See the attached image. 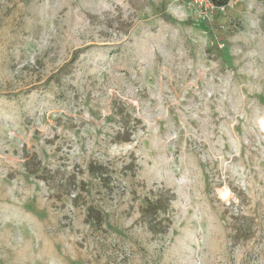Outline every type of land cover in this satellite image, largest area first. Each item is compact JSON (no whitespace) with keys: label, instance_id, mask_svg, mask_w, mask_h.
I'll return each mask as SVG.
<instances>
[{"label":"rangeland","instance_id":"374dc122","mask_svg":"<svg viewBox=\"0 0 264 264\" xmlns=\"http://www.w3.org/2000/svg\"><path fill=\"white\" fill-rule=\"evenodd\" d=\"M0 264H264V0H0Z\"/></svg>","mask_w":264,"mask_h":264},{"label":"trees","instance_id":"16d2710c","mask_svg":"<svg viewBox=\"0 0 264 264\" xmlns=\"http://www.w3.org/2000/svg\"><path fill=\"white\" fill-rule=\"evenodd\" d=\"M214 3H216L217 6H226L229 2V0H212ZM163 203V199L162 196L158 195L156 198L154 199H150L147 201V205L145 208L142 209V212L144 215H146L145 213H148L151 209H154V215H157L158 213H160V210H164L165 208H163L164 206H161ZM157 220H151L148 221V225L149 228L154 231V232H163L162 230H159L156 228V224H157Z\"/></svg>","mask_w":264,"mask_h":264}]
</instances>
